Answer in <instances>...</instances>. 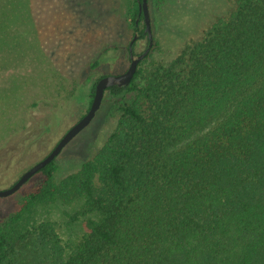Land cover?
Instances as JSON below:
<instances>
[{
  "label": "trees",
  "instance_id": "16d2710c",
  "mask_svg": "<svg viewBox=\"0 0 264 264\" xmlns=\"http://www.w3.org/2000/svg\"><path fill=\"white\" fill-rule=\"evenodd\" d=\"M228 1L174 59L150 52L130 85L108 89L121 116L93 159L26 183L36 190L0 227V264H264V0ZM133 14L141 39L138 0ZM57 202L79 205V239L38 215Z\"/></svg>",
  "mask_w": 264,
  "mask_h": 264
},
{
  "label": "rangeland",
  "instance_id": "374dc122",
  "mask_svg": "<svg viewBox=\"0 0 264 264\" xmlns=\"http://www.w3.org/2000/svg\"><path fill=\"white\" fill-rule=\"evenodd\" d=\"M148 5L154 38L150 60L165 61L231 9L228 0H149ZM134 6L135 0H0V11L8 7L14 17L0 36V44L14 47V53L0 51V190L13 186L87 114L100 78L129 68V44L143 28L141 22L135 30ZM147 47L148 37L139 36L134 54ZM115 102L107 91L90 125L56 158L57 183L104 145L121 116ZM35 180L0 198V227L25 206ZM78 211V204L62 202L37 208L64 243L85 232L84 221L74 219Z\"/></svg>",
  "mask_w": 264,
  "mask_h": 264
},
{
  "label": "water",
  "instance_id": "95a60500",
  "mask_svg": "<svg viewBox=\"0 0 264 264\" xmlns=\"http://www.w3.org/2000/svg\"><path fill=\"white\" fill-rule=\"evenodd\" d=\"M139 15H143L145 24V33L148 36V47L139 55L134 54V44L138 40L139 35L136 34L129 44L130 66L121 74L107 75L100 78L95 87V94L92 105L85 116H83L67 133L61 138L55 148L41 161L33 165L27 170L19 180L10 188L0 190V198H6L19 191L30 179L38 172L45 168L51 162H54L63 149L75 139L83 130H85L92 120L95 118L100 109L106 92L110 87H125L131 84L138 66L151 52L154 46V38L152 35L151 16L149 11L148 0H138Z\"/></svg>",
  "mask_w": 264,
  "mask_h": 264
}]
</instances>
